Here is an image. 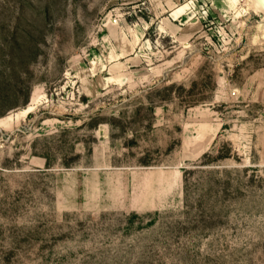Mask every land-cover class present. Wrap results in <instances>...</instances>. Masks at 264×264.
I'll list each match as a JSON object with an SVG mask.
<instances>
[{
	"label": "rangeland",
	"instance_id": "374dc122",
	"mask_svg": "<svg viewBox=\"0 0 264 264\" xmlns=\"http://www.w3.org/2000/svg\"><path fill=\"white\" fill-rule=\"evenodd\" d=\"M247 0H0V264H264V27Z\"/></svg>",
	"mask_w": 264,
	"mask_h": 264
},
{
	"label": "bare ground",
	"instance_id": "6f19581e",
	"mask_svg": "<svg viewBox=\"0 0 264 264\" xmlns=\"http://www.w3.org/2000/svg\"><path fill=\"white\" fill-rule=\"evenodd\" d=\"M247 1L249 3H252L254 11L262 14L263 22H264V11L261 9L258 3L255 0H247ZM261 27H264V24L261 25ZM34 105H35V100H34L33 93H32L30 97V101L26 108L17 112L16 114L7 115L4 118L0 119V128H7L9 124H15L17 121L25 118V116H27L32 111Z\"/></svg>",
	"mask_w": 264,
	"mask_h": 264
},
{
	"label": "water",
	"instance_id": "95a60500",
	"mask_svg": "<svg viewBox=\"0 0 264 264\" xmlns=\"http://www.w3.org/2000/svg\"><path fill=\"white\" fill-rule=\"evenodd\" d=\"M258 5L261 7V9L264 11V0H255Z\"/></svg>",
	"mask_w": 264,
	"mask_h": 264
}]
</instances>
